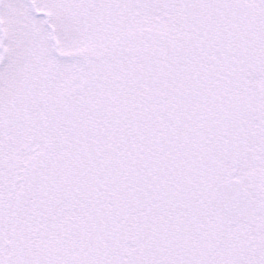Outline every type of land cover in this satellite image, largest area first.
I'll list each match as a JSON object with an SVG mask.
<instances>
[{"label": "snow or ice", "instance_id": "6c2138e0", "mask_svg": "<svg viewBox=\"0 0 264 264\" xmlns=\"http://www.w3.org/2000/svg\"><path fill=\"white\" fill-rule=\"evenodd\" d=\"M0 264H264V0H0Z\"/></svg>", "mask_w": 264, "mask_h": 264}]
</instances>
